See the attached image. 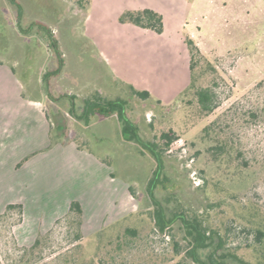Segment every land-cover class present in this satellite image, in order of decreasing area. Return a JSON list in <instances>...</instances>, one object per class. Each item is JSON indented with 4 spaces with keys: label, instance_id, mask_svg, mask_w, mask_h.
<instances>
[{
    "label": "rangeland",
    "instance_id": "374dc122",
    "mask_svg": "<svg viewBox=\"0 0 264 264\" xmlns=\"http://www.w3.org/2000/svg\"><path fill=\"white\" fill-rule=\"evenodd\" d=\"M178 1L183 27L159 34L120 23L122 7L113 0L84 11L73 0H0V213L9 203L23 206L22 214L0 215V264H71L73 245L89 259L99 229L135 224V213L152 207L146 188L153 158L124 137L115 114L81 118L83 99L96 92L126 100L144 139L157 140L162 130L178 134L163 152L164 189L155 191L160 201L170 197L169 206L204 211L222 230L228 224L250 228L242 203L264 205V119L249 114L264 102V88L254 90L264 78V0H171ZM178 33L198 42L215 69L204 61L198 67L197 84L214 93L206 117L176 105L190 80L187 45ZM124 83L151 98L130 95ZM214 120L253 163L239 174L243 183L206 151L212 141L202 138V128ZM70 141L81 148L62 145ZM74 199L83 204L78 241L66 216ZM40 233L38 248L25 256L23 248ZM147 233L114 261L107 257L108 264H190L172 256L171 247L165 251L158 233ZM230 241L239 245V257L259 264L248 238L233 234Z\"/></svg>",
    "mask_w": 264,
    "mask_h": 264
},
{
    "label": "trees",
    "instance_id": "16d2710c",
    "mask_svg": "<svg viewBox=\"0 0 264 264\" xmlns=\"http://www.w3.org/2000/svg\"><path fill=\"white\" fill-rule=\"evenodd\" d=\"M73 1L81 8L87 7L90 2V0ZM118 21L120 23H131L141 28L153 30L156 33L163 31L162 15L150 8L125 10L119 15ZM184 42L189 53L190 80L186 88L179 92L176 105L180 102L184 103L186 106L194 108L200 118L206 117L214 108V93L211 87L197 84L198 76L202 73V70L198 69V67L201 61H204L207 69H215L190 35L184 36ZM125 86L130 95L142 100L151 98L150 93L145 89L135 88L131 84H125ZM263 88L264 78L255 85L254 90ZM157 102L159 103V101ZM262 105V107L253 106L250 109L249 114L253 119L258 117L264 119V102ZM161 107L165 109L164 106ZM80 110L82 112L81 118L85 120H87L88 116L94 114L104 116L115 114L117 120L122 124L124 137L135 140L142 147V152L153 158L155 167L146 188L152 207L146 209L143 213H135V216H137L135 224L126 222L124 220L125 217L121 220H116V223L113 224H118L123 220L125 222L109 231H115L116 234L114 236L109 235V232L105 231L108 225L99 229L96 232V251L89 259L81 258V253L78 252L80 245H73L72 250L75 251V256L72 258L71 264H108L114 261L116 255H119L120 252L132 247L134 242L136 245L143 240L145 232L149 230L152 235L147 233L148 238H152L153 234L158 233L162 240L167 243L164 248L165 251H168L167 249L171 247L172 256H181V259L188 260L190 264H251L237 255L235 249L239 245L229 246L232 243L230 240L233 234L248 238V243H245L246 247L254 245V250L259 257L258 263L264 264V205L255 201L242 203L241 209L246 211V216H243V219L249 224L250 228L237 224H228L222 230L220 227L213 226L205 218L204 211L188 208L181 203L169 206L168 202L172 200H169L170 197L165 202L160 201L156 197V189L159 187L164 189L163 152L168 150L171 143L178 138L175 130H162L157 140H146L139 134L138 127L130 118L127 112L126 100L121 98L106 99L97 92L83 99ZM215 124H217L216 120L202 128V138L210 137L208 140L212 141L206 147V151L210 153L212 161L216 162L217 166H222L225 174L230 175L231 178L235 177L238 182L241 181L240 183H243L246 177L239 174L247 169L250 170L253 163L242 157V151L238 147L233 146L231 139L224 131L216 130ZM211 131H214V134H211ZM239 158L244 160L242 164L239 163ZM14 209H17L20 214L23 212L21 203H9L0 215ZM142 214L147 218L141 217ZM66 216L76 226L74 241L80 240L83 236V207L79 200L74 199L70 202ZM40 237L41 233L37 235L30 246L23 248L25 256L32 254L38 248ZM158 253H162V251ZM107 257L110 259L109 262Z\"/></svg>",
    "mask_w": 264,
    "mask_h": 264
},
{
    "label": "crops",
    "instance_id": "0c3cea01",
    "mask_svg": "<svg viewBox=\"0 0 264 264\" xmlns=\"http://www.w3.org/2000/svg\"><path fill=\"white\" fill-rule=\"evenodd\" d=\"M103 3H106V0H90L88 6L96 5V4L101 5ZM113 3L122 7L119 10V12L117 13L118 16L120 15L121 12H123L125 10H134V9H143V8H150V9H153V10L159 12L163 17V31L159 34L165 33L168 29H170L171 32H174V31L179 32L181 27H183V19L180 18L181 13H180V10L178 8L179 5H181L180 1H178L177 3H172L171 0H113ZM80 9L82 11H84L86 9V7L80 8ZM122 24H125V23H122ZM128 24H131V23H128ZM131 25H133V24H131ZM134 26H136V25H134ZM139 28H141V27H139ZM142 29L143 30H150V29H145V28H142ZM178 38H180V40L184 42L183 37L179 36V33H178ZM92 45L94 46L93 43H92ZM197 45L199 46L198 42H197ZM188 56H189V53H188ZM125 84H130V83H124V85ZM62 145H64V147H68V148L69 147L77 148V149L81 148V147H78V145L75 143V141L63 143ZM96 159L99 162L102 161V160H99L97 157H96ZM80 203H81V201H80ZM81 205L83 206L82 203H81Z\"/></svg>",
    "mask_w": 264,
    "mask_h": 264
}]
</instances>
